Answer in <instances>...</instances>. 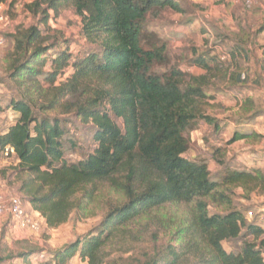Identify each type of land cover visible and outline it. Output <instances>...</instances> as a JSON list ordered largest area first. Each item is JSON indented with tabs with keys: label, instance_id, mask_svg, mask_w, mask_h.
Masks as SVG:
<instances>
[{
	"label": "trees",
	"instance_id": "obj_1",
	"mask_svg": "<svg viewBox=\"0 0 264 264\" xmlns=\"http://www.w3.org/2000/svg\"><path fill=\"white\" fill-rule=\"evenodd\" d=\"M64 6L73 8L80 35L94 49L73 57L67 42L44 44L50 38L37 26L15 34L6 77L0 76L14 94L5 106L0 100V111L10 108L17 117L0 132V153L13 148L17 193L48 228L72 213L86 215L104 187L119 199L86 232L47 251L40 264H68L73 257L85 264H264V229L232 207L236 188L246 197L264 194L263 169L222 163L213 175L203 161L184 156L188 128L202 121L217 133L220 121L204 112L202 89L183 84L184 74L153 69L166 63V46H141L149 11L180 6L174 0H33L26 9L46 23L49 10L57 14ZM195 64L209 69L201 58ZM257 66L264 73V52ZM241 69L229 75L230 87L245 84ZM247 99L229 143L260 136L237 128L260 116ZM55 111L90 129L93 148L76 162L64 156L67 130L50 114ZM234 241L237 250L224 248ZM19 257L27 258L9 254L0 263Z\"/></svg>",
	"mask_w": 264,
	"mask_h": 264
},
{
	"label": "rangeland",
	"instance_id": "obj_2",
	"mask_svg": "<svg viewBox=\"0 0 264 264\" xmlns=\"http://www.w3.org/2000/svg\"><path fill=\"white\" fill-rule=\"evenodd\" d=\"M32 1L6 0L5 18L0 23V33L7 40L4 46H0V76L4 78L8 69L6 57L13 50V37L30 26H37L44 39L50 38L43 40L44 44L53 38L62 43L67 42L73 57L82 56L94 49L80 35V21L71 6L62 7L57 14L49 10L48 21L42 23L40 16L33 15L26 9V4ZM174 1L181 11L157 6L149 11L142 27L141 46L144 49L161 44L166 46V63L155 64L153 69L161 74L168 73L171 69L177 70L184 74L183 84L199 86L204 93L201 98L202 109L219 119L218 126L221 128L216 133L212 126L202 121L188 128L184 135L188 139L189 148L184 156L190 160L203 161L213 175L222 170V163L231 169H249L250 164L263 166L264 73L259 71L257 65L264 52V30H260L264 24V0ZM236 45L240 48L237 49ZM197 58L205 60L209 69L195 64ZM241 67L245 84L230 87L229 75ZM13 94L14 89L7 80L0 84L3 106ZM247 98H253L260 116L237 128L240 132L259 131L260 136L229 143L235 118L243 115L242 106L248 101ZM57 112L59 111L50 114L59 116L67 130L63 138L64 156L67 161L76 162L93 148L90 129L75 117ZM16 117L17 114L10 108L0 111V132L12 124ZM16 164V158L12 155L0 157V168L5 170L0 172V192L7 196H19V181L13 172ZM109 190L107 187L102 189L97 201L88 206L86 215L82 217L72 213L69 220L53 228L47 227L41 215H38L41 225L37 231L21 230L10 223L0 225V257L21 252L27 257L8 259L0 264H40L47 260V251L72 241L98 223L109 204L112 205L115 203L113 201L119 199L117 193ZM232 198V207L243 211L248 221L259 216L258 211L264 206V194L258 192L246 197L241 189L236 188ZM30 208L28 205V212ZM209 210L220 211V208L210 206ZM161 236L164 237L162 231ZM223 246L228 251H235L239 243L223 242ZM128 255L129 253L123 254V257ZM68 264L85 263L78 257H73Z\"/></svg>",
	"mask_w": 264,
	"mask_h": 264
},
{
	"label": "built area",
	"instance_id": "obj_3",
	"mask_svg": "<svg viewBox=\"0 0 264 264\" xmlns=\"http://www.w3.org/2000/svg\"><path fill=\"white\" fill-rule=\"evenodd\" d=\"M246 3H248V1ZM6 9V0L0 2V23L4 21V13ZM5 42L6 38L2 35V33H0V46H4ZM13 152V148L7 146L1 151L0 154L3 157L9 156V154ZM38 215L40 214L33 210L28 212V209L23 206L22 200L19 196H7L5 193L0 192V225L9 219L11 224H13L14 227L18 229L37 231L41 225Z\"/></svg>",
	"mask_w": 264,
	"mask_h": 264
},
{
	"label": "crops",
	"instance_id": "obj_4",
	"mask_svg": "<svg viewBox=\"0 0 264 264\" xmlns=\"http://www.w3.org/2000/svg\"><path fill=\"white\" fill-rule=\"evenodd\" d=\"M258 133H260L259 131H257ZM251 165V167H260V168H264V165L263 166H259L258 164H250ZM258 213H260L259 214V216H257L254 220H255V223L257 224V225H260L263 229H264V206H262L261 208H260V210L258 211ZM17 232V231H16Z\"/></svg>",
	"mask_w": 264,
	"mask_h": 264
}]
</instances>
